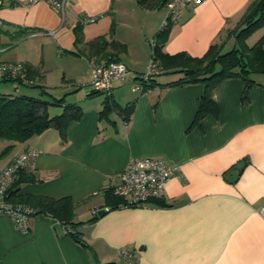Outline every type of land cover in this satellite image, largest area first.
Returning a JSON list of instances; mask_svg holds the SVG:
<instances>
[{"label": "crops", "instance_id": "0c3cea01", "mask_svg": "<svg viewBox=\"0 0 264 264\" xmlns=\"http://www.w3.org/2000/svg\"><path fill=\"white\" fill-rule=\"evenodd\" d=\"M22 1L9 0L1 9L0 60L35 70L40 92L24 87L25 92L49 103L58 100L48 105L53 113L73 105L79 116L67 124L64 137L50 127L13 143L0 169L26 147L37 149L34 179L18 184L17 194L70 197L78 203L73 221L80 240L50 216H33L23 232L0 213V264H124L121 250L131 253L130 264H264V219L256 212L264 203V73L251 78L247 92L241 76L219 81L209 92L217 114L193 123L204 86L166 84L181 76L170 69L179 65L158 69L146 89L133 88L147 70L150 41L161 32L167 1L68 0L63 15L46 3ZM254 1L184 6L161 36V53L201 56L212 45L221 53L230 50L237 45L233 31ZM85 16L96 20L84 24ZM76 26L86 42L105 37L121 45L106 51L131 75L116 82L110 96L131 106L128 118L116 111L108 119L101 116L108 95L89 94L85 86L99 58L76 53ZM254 31L244 43L249 47L264 37V24ZM11 143L0 141V149ZM142 156L174 167L162 196L110 208L107 189L129 158ZM231 171L237 172L233 181Z\"/></svg>", "mask_w": 264, "mask_h": 264}, {"label": "trees", "instance_id": "16d2710c", "mask_svg": "<svg viewBox=\"0 0 264 264\" xmlns=\"http://www.w3.org/2000/svg\"><path fill=\"white\" fill-rule=\"evenodd\" d=\"M142 5H147L146 0H137ZM163 3L167 0H161ZM83 18L81 21L83 23ZM264 24V0H255L242 16L239 22V28L235 32L236 46L227 51H220L216 45H212L201 56L184 55V53H177L174 55H163L161 53V36L165 33V30L159 32L156 38L155 45L153 47L152 55L154 60L157 61L158 69L168 68L171 64L179 65L178 67H170L171 72L180 73L181 76L174 82L166 83L168 85H183L191 82H199L204 86L203 94H201L200 105L196 113L193 123H198L200 117L206 113L217 114V108L209 97L210 89L215 86L219 81L231 76H241L246 82L245 92L253 83L250 78L251 73H264V48H262V42L264 37L260 38L252 46H247L245 43L246 38L258 29L259 26ZM75 45L78 49L75 50L78 54H86L89 58L91 55H95L99 59L97 62L106 59L119 60L114 57L112 53H108L106 49L108 47H118V43L114 41H107L105 37H99L92 41H84L82 38V31L79 26L74 28ZM80 46V47H79ZM180 63V64H179ZM29 74V77L35 78V70L30 66L25 65ZM168 69V70H170ZM155 73L154 75L158 74ZM149 78L148 86L144 85V89L153 85V76ZM17 84V83H16ZM19 86L32 87L37 86V79L35 84L20 83ZM13 85V84H12ZM13 85V90H14ZM244 92V93H245ZM101 93L97 91H90L89 94ZM111 95V94H110ZM108 95L103 103V109L100 114L104 118L109 117L113 111L122 113L126 118L129 117L131 112V106H121L112 100ZM245 96V95H244ZM46 101L41 98L33 96H27L15 91L1 92L0 93V141H10L11 144L4 147L1 150L0 156L13 147V143H23L29 138L41 134L47 128L53 127L58 129L61 136L64 137L67 124L78 118L79 110L77 106L69 105L64 108V111L59 115L49 116L47 107L49 104H59L58 100ZM31 170H20L15 180L7 188L6 199L11 203H22L29 205L34 209V216L46 215L50 216L60 222L65 229L68 236H72L77 240H80V233L76 231V224L74 222L75 208L78 203H74L70 197L52 198L47 196H32L17 194L18 184L25 181H31L34 179L30 175ZM105 203L111 207H117L122 205H134L141 204L135 202H129L124 197L116 196L112 193L111 188L107 189L105 193ZM159 198L149 199L142 204L149 201L157 200ZM141 204V205H142ZM68 229L70 231H68ZM99 264H115L114 262H106Z\"/></svg>", "mask_w": 264, "mask_h": 264}, {"label": "built area", "instance_id": "2783aa9c", "mask_svg": "<svg viewBox=\"0 0 264 264\" xmlns=\"http://www.w3.org/2000/svg\"><path fill=\"white\" fill-rule=\"evenodd\" d=\"M68 0H23L19 4L32 6L37 2H43L55 8L63 15ZM205 0H167L166 15L161 21L160 31L165 30L169 23H174L181 18V9L184 6H194ZM9 0H0L1 9ZM1 16V14H0ZM84 24L96 20L95 16L82 17ZM3 26L0 17V32ZM157 36L151 41V49L155 45ZM3 51L0 44V53ZM1 55V54H0ZM158 71L157 61L151 57L148 62L147 70L137 76L133 81L134 89H144L148 86L150 76ZM131 71L124 62L120 60H110L107 62H96L92 64V72L85 86L88 91H97L110 95L116 82H125L130 78ZM11 82L17 92L19 82L25 84H35L36 79L29 77L27 68L24 64L18 62H5L0 60V82ZM17 83V84H16ZM38 155L37 149L26 147L18 153L13 159L0 169V213L10 217L12 223L20 231L27 232L31 226V218L34 216V209L29 205L22 203H11L6 199L7 188L17 177L20 170H31L35 166V159ZM174 173V167L169 165L165 159L155 156L131 157L126 167L120 171L118 181L110 187L112 193L119 197H124L129 202L143 203L149 199L161 197L166 181ZM259 216L264 219V203L256 209ZM68 231H70L68 229ZM124 264H130L132 261L131 253L121 250Z\"/></svg>", "mask_w": 264, "mask_h": 264}, {"label": "rangeland", "instance_id": "374dc122", "mask_svg": "<svg viewBox=\"0 0 264 264\" xmlns=\"http://www.w3.org/2000/svg\"><path fill=\"white\" fill-rule=\"evenodd\" d=\"M255 32V31H254ZM254 32H252L251 33V35H250V37L247 39V42H250V41H252V38H253V33ZM225 50H227V49H224V51ZM255 75H256V73H251L249 76H250V78H254L255 77ZM13 85H12V83L11 82H6V81H1L0 82V93L1 92H8V89H10L11 87H12ZM21 87V89H20V94H25V95H27V96H31V95H29V94H27L26 92H25V88H24V86H20ZM19 87V88H20ZM39 86H32V87H29V88H27L26 90H28V89H30V90H35V91H38L39 90ZM39 92H40V90H39ZM36 96V95H35ZM45 96V95H44ZM47 96H49V95H47ZM50 97V96H49ZM57 107V106H56ZM59 107H61V106H59ZM62 108V107H61ZM47 109H48V114H49V116H54V115H59V114H61L60 112H62V109H60V111L59 112H57V113H53V112H55L54 110H53V105L52 106H48L47 107ZM3 148V147H2ZM1 150L2 149H0V152H1ZM12 150V148H10V149H8L7 151H4V153L0 156V164L2 163V159L3 158H5L10 152L9 151H11Z\"/></svg>", "mask_w": 264, "mask_h": 264}, {"label": "water", "instance_id": "95a60500", "mask_svg": "<svg viewBox=\"0 0 264 264\" xmlns=\"http://www.w3.org/2000/svg\"><path fill=\"white\" fill-rule=\"evenodd\" d=\"M236 177H237V172L236 171H231L230 173H229V179L228 180H231V181H233L234 179H236ZM105 211L106 210H104V208H102V209H98V211H97V214L99 215V216H101V215H103L104 213H105Z\"/></svg>", "mask_w": 264, "mask_h": 264}]
</instances>
